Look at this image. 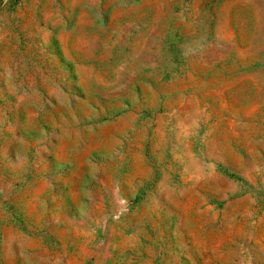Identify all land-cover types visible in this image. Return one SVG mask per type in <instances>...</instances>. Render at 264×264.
Listing matches in <instances>:
<instances>
[{
  "label": "rangeland",
  "instance_id": "1",
  "mask_svg": "<svg viewBox=\"0 0 264 264\" xmlns=\"http://www.w3.org/2000/svg\"><path fill=\"white\" fill-rule=\"evenodd\" d=\"M0 264H264V0H0Z\"/></svg>",
  "mask_w": 264,
  "mask_h": 264
}]
</instances>
